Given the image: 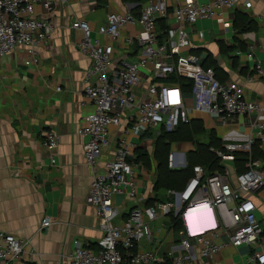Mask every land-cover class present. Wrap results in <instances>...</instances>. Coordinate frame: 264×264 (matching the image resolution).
<instances>
[{"label": "built area", "instance_id": "obj_1", "mask_svg": "<svg viewBox=\"0 0 264 264\" xmlns=\"http://www.w3.org/2000/svg\"><path fill=\"white\" fill-rule=\"evenodd\" d=\"M240 2L146 0L137 15L109 12L105 23L97 28V35L87 21L72 22L71 28L81 33L78 49L91 62L84 76L83 93L94 112L85 118L79 133L87 138L84 159L92 170L86 204L95 210L102 237L96 250L76 243L65 264L154 263V252L141 250L140 242L153 243L149 226L158 211L181 220L180 244L186 251L197 247L199 256L212 258L226 245H246L253 250L247 264H264V256L254 251L264 234L257 215L260 211L264 213V170L262 161L250 155L255 141L264 144V103L248 99L244 87L236 81L219 82L212 68L202 66L200 56L187 51L191 32L199 20L215 19L225 32L236 33L234 18L229 15H234ZM65 3L66 0H0V61L22 49L26 54L25 65L37 63L35 45L47 42L55 25L50 19L37 17L35 6L49 14L57 4ZM244 6L247 8L249 3ZM158 20H164L166 26L161 42ZM133 26L141 31L122 35ZM252 70L255 76L264 79V61L254 64ZM172 75L190 80V91L176 81H168ZM187 93L193 97V112L208 114L222 126L239 117L254 116L250 120L252 135L242 142L224 141L221 149H213L222 170L209 174L201 165H194L192 175L180 188L166 191L168 199L160 210L156 206L136 205L123 219L113 196L140 202L136 174L140 163L135 161L138 145L128 136L145 142L147 134L155 137L161 130L171 132L188 123L191 118ZM112 129L119 133L113 144ZM58 142L55 132L43 133L45 147L54 150ZM106 150H110L111 159L98 169ZM235 152L249 154L241 173L235 168ZM186 154L170 151L168 168H186ZM49 225L50 220L45 218L40 227ZM221 234L227 240L218 245L213 238ZM23 254L21 239L0 233V264H12ZM167 256L172 264H184L194 258L174 256L171 252Z\"/></svg>", "mask_w": 264, "mask_h": 264}, {"label": "crops", "instance_id": "obj_2", "mask_svg": "<svg viewBox=\"0 0 264 264\" xmlns=\"http://www.w3.org/2000/svg\"><path fill=\"white\" fill-rule=\"evenodd\" d=\"M98 1L66 0L49 14L36 5V16L50 19L55 25L47 42L35 45L37 63L25 65L26 54L22 49L0 61V233L24 242L23 257L12 264H65L76 243L96 250L102 237L95 210L86 204L92 170L84 159L87 138L79 133L85 118L94 112L83 93L84 76L91 62L79 51L81 33L71 28V24L76 19L87 21L97 35V28L105 23L109 12L136 13V8L146 0L127 3L106 0L105 5L97 7ZM245 2L249 3L247 8ZM238 8L255 20V31L225 32L215 19L199 20L191 32L187 51L199 52L202 60L210 54L221 69L222 81H236L244 87L248 99L264 103V79L255 76L252 70L254 64L264 61V0H241ZM229 16L234 18L233 14ZM140 31V27L133 26L122 35ZM186 103L191 120H199L205 134L213 132L222 143L242 142L252 135V115L222 126L214 117L192 111L190 93L186 95ZM47 131L59 137L54 150L43 144V133ZM118 135V130L112 129V144ZM145 138L148 141L128 136L137 148L151 155L154 138ZM259 148L264 153V144ZM192 149L191 143L170 145V151L188 153ZM109 151L103 153L98 169L111 159ZM154 167L155 164L149 170L140 164L136 170L139 203L113 196L123 219L136 205L156 206L160 210L164 198L147 204L154 197ZM257 215L264 226V213L260 211ZM45 218L50 225L41 228ZM149 227L154 241L147 244L141 240L140 249L154 252L156 261L152 264H166L169 252L174 256H194L184 264H247L253 253L246 245H226L212 258L199 256L197 247L186 251L180 244L181 229L175 231L170 217L160 211ZM226 240L222 234L213 238L218 245ZM254 251L264 256V234Z\"/></svg>", "mask_w": 264, "mask_h": 264}, {"label": "trees", "instance_id": "obj_3", "mask_svg": "<svg viewBox=\"0 0 264 264\" xmlns=\"http://www.w3.org/2000/svg\"><path fill=\"white\" fill-rule=\"evenodd\" d=\"M143 0H120L122 3L127 2H141ZM141 5L136 8V13L140 11ZM234 21L233 29L238 33H245L255 31L257 24L248 13L243 9L236 8L233 11ZM166 28L164 20L157 21V31L159 33V42L163 41L165 34L162 33ZM199 55V52H191ZM204 68H212L215 77L219 82H224L219 77L221 69L211 60L210 54L202 61ZM168 81L178 82L184 90L190 91L192 82L190 80L176 77L175 75L170 76ZM151 137L152 134H147ZM202 136L203 140H199L198 137ZM173 142L179 143H191L193 149L186 154L187 167L181 170H175L168 168L167 157L170 152V145ZM222 142L215 136L213 132H209L207 135L204 132L202 123L199 120H191L188 123L180 124L175 130L166 132L161 130L153 139V151L151 155L137 148L135 150V161L142 164V166L151 170L153 164L154 167V181H153V199L148 200L147 204L152 205L155 201L164 198L165 202L168 198L166 196L167 190H176L180 188L185 181L192 175V167L194 165H201L210 174L215 171L222 170L219 159L213 153V149H221ZM259 142L255 141L251 146V157L253 159H260L262 161V169L264 170V153L259 148ZM249 154L246 152H235V168L238 173L243 172L244 165L248 160ZM158 199V200H157ZM170 221L173 229L179 231L182 229V222L178 217L170 216ZM166 264H172L170 260Z\"/></svg>", "mask_w": 264, "mask_h": 264}, {"label": "rangeland", "instance_id": "obj_4", "mask_svg": "<svg viewBox=\"0 0 264 264\" xmlns=\"http://www.w3.org/2000/svg\"><path fill=\"white\" fill-rule=\"evenodd\" d=\"M106 0H99L97 3V7H102L103 5H105L106 4ZM195 114H197V115H202V114H204V113H201V112H195ZM152 138H154V136H152ZM199 138V140L201 139V140H203V138H202V136H200V137H198ZM150 151H153V144H152V146H151V148H150ZM155 176V175H154ZM262 226H263V223H262ZM264 227V226H263Z\"/></svg>", "mask_w": 264, "mask_h": 264}, {"label": "clouds", "instance_id": "obj_5", "mask_svg": "<svg viewBox=\"0 0 264 264\" xmlns=\"http://www.w3.org/2000/svg\"><path fill=\"white\" fill-rule=\"evenodd\" d=\"M185 216H187V214H185ZM187 219V217H185V220Z\"/></svg>", "mask_w": 264, "mask_h": 264}]
</instances>
